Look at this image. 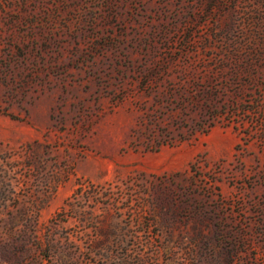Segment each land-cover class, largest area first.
Listing matches in <instances>:
<instances>
[{"label":"rangeland","instance_id":"obj_1","mask_svg":"<svg viewBox=\"0 0 264 264\" xmlns=\"http://www.w3.org/2000/svg\"><path fill=\"white\" fill-rule=\"evenodd\" d=\"M0 264H264V0H0Z\"/></svg>","mask_w":264,"mask_h":264},{"label":"trees","instance_id":"obj_2","mask_svg":"<svg viewBox=\"0 0 264 264\" xmlns=\"http://www.w3.org/2000/svg\"><path fill=\"white\" fill-rule=\"evenodd\" d=\"M234 105H238V101L232 102L231 106L233 107ZM224 109H225V107H224ZM256 110H260V107H258ZM217 113H218L217 110H211V118L212 119L216 118L218 116ZM209 128H211V127H209ZM209 128H208V130H209Z\"/></svg>","mask_w":264,"mask_h":264}]
</instances>
